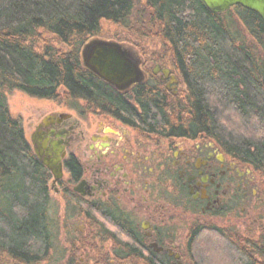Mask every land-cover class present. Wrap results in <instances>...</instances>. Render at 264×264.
Here are the masks:
<instances>
[{"label":"trees","instance_id":"1","mask_svg":"<svg viewBox=\"0 0 264 264\" xmlns=\"http://www.w3.org/2000/svg\"><path fill=\"white\" fill-rule=\"evenodd\" d=\"M138 3L0 0V258L5 264H51L59 230L51 174L27 142L21 119L10 113L8 94L15 91L112 116L141 134L204 135L250 167L264 191V22L241 6L212 14L202 0ZM107 26L125 34L108 35ZM103 37L171 65L183 79L180 96L167 94L154 78L125 94L98 78L84 67L82 50ZM257 229L256 235L194 231V264H264V217Z\"/></svg>","mask_w":264,"mask_h":264},{"label":"flooded vegetation","instance_id":"2","mask_svg":"<svg viewBox=\"0 0 264 264\" xmlns=\"http://www.w3.org/2000/svg\"><path fill=\"white\" fill-rule=\"evenodd\" d=\"M139 58L143 83L154 78L180 96V73L154 57ZM27 127L34 154L35 145L51 158L63 148L58 181L42 165L51 174L56 240L62 230L72 236L64 264H194V231L243 234V226L264 217L259 176L204 135L141 134L112 116L75 109L32 114ZM53 196L64 204L62 214Z\"/></svg>","mask_w":264,"mask_h":264},{"label":"water","instance_id":"3","mask_svg":"<svg viewBox=\"0 0 264 264\" xmlns=\"http://www.w3.org/2000/svg\"><path fill=\"white\" fill-rule=\"evenodd\" d=\"M202 2L212 14H223L236 6H241L256 13L264 22V0H202ZM82 61L85 68L119 92H127L145 81L139 53L117 41L104 39L89 41L82 50ZM169 73V70L164 71L166 77ZM56 148L55 157L51 158L42 147L35 145L37 158L52 172L55 182L62 174L59 155L63 150L60 144Z\"/></svg>","mask_w":264,"mask_h":264},{"label":"rangeland","instance_id":"4","mask_svg":"<svg viewBox=\"0 0 264 264\" xmlns=\"http://www.w3.org/2000/svg\"><path fill=\"white\" fill-rule=\"evenodd\" d=\"M135 2H139V0H135ZM143 9V6L138 3V6L136 7V11L139 13L140 10ZM107 34L108 35H124V31L122 29H119L117 27L114 26H107ZM103 39H107L106 37H103ZM111 41H117V40H111ZM118 42V41H117ZM138 42V41H137ZM120 43V42H119ZM141 43V42H140ZM124 44L126 46L131 47L133 50H135L136 52H139L134 45L129 44V43H121ZM143 45H147V46H151L153 45V47L157 48V46H155L156 44L154 42H148L145 41L142 43ZM8 104H9V109H10V113L12 114V116L16 117V118H20L22 120V124H23V128L25 133L28 135V127H27V122L29 121V118L32 114L35 115V113H48L51 112L53 110H67V108L64 105H59L56 103H53L52 101H48V100H40V99H36V98H32L29 97L28 95L22 93V92H12L10 94H8ZM59 105V106H58ZM53 200L55 201L56 204L59 205L60 207V213L62 214L63 208H64V204L62 202H59L56 197H52ZM262 217V216H261ZM260 223V222H259ZM258 224L255 225H250V228H246L249 226H243L242 227V231L243 234L245 233H251L253 235L257 234L258 231ZM62 230V229H61ZM61 236L58 240V242H55V250L56 249H60L63 253H59L56 251H54L53 254V261L51 262V264H64L65 258H62L63 256L66 257V253H65V249H67V246L70 244L69 242L67 243V241L70 240V238L72 237L70 235V233H64V231L62 230V233H60ZM69 234V236H67ZM72 240V239H71ZM0 264H5V259L0 258Z\"/></svg>","mask_w":264,"mask_h":264}]
</instances>
